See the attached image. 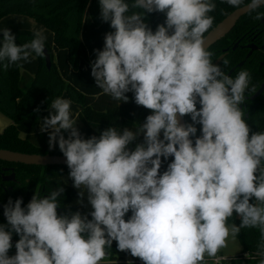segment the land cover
Masks as SVG:
<instances>
[{"label":"clouds","instance_id":"clouds-1","mask_svg":"<svg viewBox=\"0 0 264 264\" xmlns=\"http://www.w3.org/2000/svg\"><path fill=\"white\" fill-rule=\"evenodd\" d=\"M223 2L248 11L264 6V0ZM99 5L101 19L114 31L105 35L103 50H96L95 84L124 103L133 92L135 103L152 114L135 132L110 127L84 139L72 118V101L55 98L41 131L52 130L49 148L58 142L73 186L81 190L78 202L87 191L92 218L78 211L58 214L63 187L42 198L35 193L26 208L22 198L9 199L7 225H0V264H100L113 241L143 264H220L226 257L218 253L244 228L259 229L256 255L264 264V132L252 131L241 108L250 73L226 74L206 50L205 33L214 22L208 14L216 4L99 0ZM154 12L166 16L155 32L145 23V14ZM262 18L264 13L255 16ZM2 34L5 70L31 63L33 53L45 55L43 28L33 29L31 42L19 46L10 29ZM184 116L192 123H180ZM62 130L69 132L67 139ZM141 134L144 142L130 150ZM169 157L161 173V158ZM234 213L239 226L229 224ZM13 232L20 238L10 257Z\"/></svg>","mask_w":264,"mask_h":264},{"label":"trees","instance_id":"trees-1","mask_svg":"<svg viewBox=\"0 0 264 264\" xmlns=\"http://www.w3.org/2000/svg\"><path fill=\"white\" fill-rule=\"evenodd\" d=\"M129 4L132 0H126ZM216 4L215 11L208 15L214 17L212 28L205 33V37L213 32L222 21L236 8L223 2V0H212ZM250 0H244L245 5ZM88 11L96 27L104 26L107 33L113 32L110 22H104L100 16L99 0H0V21L12 16H21L34 20L53 34L55 46L67 52L68 61L74 71L78 69L82 59H88L87 48L81 40V30L83 17ZM142 11V10H138ZM257 13H264V6L260 7L246 16L242 17L234 29L225 38L213 45L208 51L214 64H219L222 70L235 77L237 73L246 70L250 73L251 80L249 89L245 92L244 104L241 105L245 111L244 119L250 125L253 132H264V101H251L249 96L254 94L252 88H257L264 81V18L256 20ZM164 13L154 12L145 14V23L155 32L158 25L165 22ZM11 33L16 37L15 43L23 45L29 43L34 38L33 31L27 29H12ZM3 34L0 31V47H2ZM238 44V45H237ZM254 44L258 50L247 57V45ZM237 47L235 49L234 46ZM45 47L51 56V68L46 67L43 57H36L33 53L31 63L18 62L11 65L7 70L0 62V113L12 121L0 132V150L29 155H54L64 156L58 147L49 148V132L40 130V116L50 108L52 101L63 94H67L72 102L79 105L81 110L78 115L76 127L84 139L96 136L110 128L116 127L123 131L125 128L136 131V126L142 125L151 110L138 106L134 101V93L128 92L125 95L129 100L115 101L110 96L100 93L98 95H88L79 92L71 84L64 81L56 67L52 51L45 41ZM227 59L229 64L225 66L223 60ZM263 63V65L261 64ZM242 64L241 66H239ZM200 105L197 104L199 109ZM39 109V111H37ZM186 123H192L190 116H184ZM197 127L196 136L201 134L200 125ZM65 139L69 132L62 130ZM163 133H161V139ZM193 141L195 137H192ZM144 142L143 135L137 136L136 140L129 144V149L134 150L137 144ZM162 159L160 172L166 170L167 164L173 157L167 160ZM11 165L16 167V171L21 172L24 178H28L29 183L24 186H14L13 190L4 193L0 177V204L5 208L9 199L15 202L22 198L21 207L27 206L35 193L37 195H49L51 191L58 187H63L64 192L57 199L60 207L58 213L61 215H71L75 212L84 213L81 205H71L79 198L78 192L73 184L66 183L62 176L69 175V168L64 166L36 167L21 164H7L0 162L1 167ZM44 189V191H42ZM250 202H254V199ZM4 212L0 211V225H7V220L3 217ZM83 216V215H82ZM131 211L125 215V220L130 218ZM90 220L92 217L87 215ZM240 217L234 213L229 219V224H240ZM13 234H16L13 232ZM19 236V235H18ZM242 246L240 261H232L231 264H259L260 256H257L258 245L261 243V234L257 228H244L237 236ZM108 255L105 260L117 261L124 256L117 248L116 241H113L110 249L106 250ZM248 254V256L246 255ZM140 260V259H138ZM141 261V260H140ZM143 263V262H142Z\"/></svg>","mask_w":264,"mask_h":264},{"label":"crops","instance_id":"crops-1","mask_svg":"<svg viewBox=\"0 0 264 264\" xmlns=\"http://www.w3.org/2000/svg\"><path fill=\"white\" fill-rule=\"evenodd\" d=\"M86 12L83 17L81 40L87 48L88 59L87 60L82 59L80 61L78 69L74 71L68 61L67 52L64 50H60L55 46L54 41H53V34H52V46L55 47L56 50H54L53 47H52L53 49L51 48V50H53V52L56 51V56L58 58V61L56 64L60 72V75L64 81L71 84L74 88H76L79 92L83 94L98 95L102 93V90L96 86L95 80L91 75V68H92L93 62L97 58L96 50H103L104 48L105 35L107 34V32L104 26L96 27L91 18H90L91 21L88 20ZM10 19H14V17H10ZM23 25L24 23L20 22V20H7V22H3L2 24H0V30L4 28H12V29L24 28L25 26L22 27ZM34 29H40V28H34ZM65 65H67V67ZM61 98L70 99L67 94H63ZM80 110H81L80 106L72 102V105H71L72 118L76 119L80 113ZM49 114H50V108L41 114L40 130H41V125L43 123V119L45 117H48ZM0 117L7 118L1 113H0ZM5 124H8L7 121ZM11 124H12V121H11ZM49 131H52V130L49 129L48 131H45V132H49Z\"/></svg>","mask_w":264,"mask_h":264},{"label":"water","instance_id":"water-1","mask_svg":"<svg viewBox=\"0 0 264 264\" xmlns=\"http://www.w3.org/2000/svg\"><path fill=\"white\" fill-rule=\"evenodd\" d=\"M263 7V6H262ZM252 11H248L244 8L236 9L231 14H229L222 23L209 35L205 37V47L209 50L213 45L222 40L226 35H228L239 22V20L249 14ZM253 49V48H252ZM46 67L51 68V56L48 49L45 47L44 55ZM264 90V85L261 90L257 92L252 99L258 97ZM180 123L185 124L184 117L180 118ZM0 162H5L9 164H21L25 166H36V167H51V166H64L67 167L66 158L64 156H54V155H29L16 153L6 150H0ZM2 210L3 207L0 206ZM6 218V217H5Z\"/></svg>","mask_w":264,"mask_h":264},{"label":"rangeland","instance_id":"rangeland-1","mask_svg":"<svg viewBox=\"0 0 264 264\" xmlns=\"http://www.w3.org/2000/svg\"><path fill=\"white\" fill-rule=\"evenodd\" d=\"M87 18L88 20L91 21L90 17H89V12L87 11ZM14 17V19H10V17L8 18H5L3 19L2 21H0V24H2L3 22H7V20H20V22L24 23V25L22 27L24 28H18V29H27V30H31L33 31L34 28H43L44 29V35L46 36V42L47 44L49 45L50 49L53 47L52 46V33L47 30L46 28H44L42 25L36 23L34 20L30 19V18H26V17H21V16H12ZM5 29V28H4ZM10 30H12V28H8ZM3 30V29H2ZM0 30V31H2ZM54 50L55 47H53ZM52 48V49H53ZM52 51V55H53V59H54V62L55 64L57 63L58 61V58L56 56V51L53 52ZM67 64V63H66ZM67 67V65H65ZM56 67H57V64H56ZM58 69V67H57ZM59 71V70H58ZM60 73V72H59ZM68 83V82H67ZM66 94V93H65ZM7 121L8 124H5ZM11 124V120L8 119V118H2L0 117V132L3 131V129L7 126ZM6 125V126H5ZM63 180L68 183L70 180H72L68 174H65L62 176ZM71 184H73V181L70 182ZM75 188V187H74ZM75 190L79 193L81 190L80 189H77L75 188ZM88 194H87V191L84 192V196L82 198V203L81 202H78L81 200V198L79 197L78 199L74 200L72 202L71 205H81L83 208H84V213L82 214L83 216H87L91 213V211H93L91 205L89 204L88 202ZM19 236L18 235H15L12 233V247L10 248L9 252H8V255L11 257V256H14L16 254V248H15V244L16 242L19 240ZM121 254L124 256L123 258H120L118 259L117 261H111V264H122L123 262L122 261H125V260H138L139 258H135V257H132L129 253L127 252H121ZM242 254V246L240 244V242L238 241V239H235V240H232L231 238H229L228 242H227V247L222 249L220 253H218V255L220 256H223V257H226L225 259H233V258H238L240 257ZM207 259V258H206ZM106 263L109 262V260H105ZM110 263V262H109Z\"/></svg>","mask_w":264,"mask_h":264},{"label":"flooded vegetation","instance_id":"flooded-vegetation-1","mask_svg":"<svg viewBox=\"0 0 264 264\" xmlns=\"http://www.w3.org/2000/svg\"><path fill=\"white\" fill-rule=\"evenodd\" d=\"M237 45L234 46L233 49H235L237 47ZM246 48L248 50L247 57H250L253 54L254 51L259 49L258 46L254 45V44H249V45L246 46ZM262 49L264 50V45L262 46ZM261 64L263 65V63H261ZM241 65L242 64H240L239 66H241ZM263 85H264V81L257 88V90L254 92V94H252L251 96L248 97V99L251 100V101H258L257 104H259V102H263L264 101V90L261 92V94L258 97H256L255 99H252V97L257 92H259L261 90ZM7 164H9V163H7ZM0 177H1V181H2L1 187H2V189L4 191V193L11 192L13 190L14 186H16V185L23 187L24 183L26 184V183H29V181H30L28 178H24L21 172H18V170L16 171V167L11 166V165H7V166H4V167H1ZM42 191H44V189H42ZM46 196H47L46 194L40 195L41 198L42 197H46ZM0 206H2V205L0 204ZM58 210H61V209L58 208ZM0 211L4 212V208L2 210L0 209ZM59 215H61V214H59ZM3 217L5 218V216H3Z\"/></svg>","mask_w":264,"mask_h":264},{"label":"built area","instance_id":"built-area-1","mask_svg":"<svg viewBox=\"0 0 264 264\" xmlns=\"http://www.w3.org/2000/svg\"><path fill=\"white\" fill-rule=\"evenodd\" d=\"M241 258H233L232 260L231 259H223L221 260L220 264H231L232 261H240ZM128 261L130 260H125V261H122L123 263L122 264H128ZM132 261V264H143L142 261L140 260H131ZM110 262V263H109ZM108 263H106V261L104 262V264H111V261L109 260ZM208 264H214V261L212 260H208Z\"/></svg>","mask_w":264,"mask_h":264}]
</instances>
